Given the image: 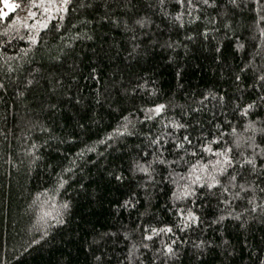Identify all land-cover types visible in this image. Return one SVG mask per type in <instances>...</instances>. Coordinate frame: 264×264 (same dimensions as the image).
<instances>
[{
	"label": "trees",
	"instance_id": "1",
	"mask_svg": "<svg viewBox=\"0 0 264 264\" xmlns=\"http://www.w3.org/2000/svg\"><path fill=\"white\" fill-rule=\"evenodd\" d=\"M92 4L53 20L40 31L39 43L31 46L27 40L11 39L14 31L4 36L12 21L0 20V42L11 40L0 43V82L6 89H0V264H97L93 253L101 257L100 264H128L125 256L133 244L144 264L153 260L162 264L165 258L156 250L163 248L161 240L172 239H177L173 247L178 252L167 264H259L264 260V219L259 212L253 214L255 220L248 218L246 228L228 216L214 223L224 206L215 196L202 197L194 209L199 224L183 231L175 227L180 219L175 208L188 201L174 200L172 194L179 195L177 184L190 182L189 165L197 158L153 165L154 183L135 167L152 159V150L146 147L150 135L189 134L195 143L201 132L208 140L216 136L218 123L223 139L230 141L235 138L232 126L237 135L247 136V121L264 119V103L247 118L237 107L257 99L262 91L248 87L254 83V73L264 69V48L254 47L264 43V37L249 27L254 13L248 8L236 11V36L245 45L237 49L236 36L225 35L223 28L211 31L207 40L199 35L187 40L197 26H174L162 15L157 0H92ZM165 7L173 11L172 5ZM10 15L14 20L27 12ZM203 15L211 18L216 12L206 9ZM144 17L148 23H135ZM218 26L219 18L209 28ZM17 27L21 36L28 33ZM5 58H10L11 71ZM250 60L249 69L241 72ZM208 91L224 100L209 97L201 107L197 101ZM157 103L168 106L165 112L144 119L143 109ZM191 108L200 110L192 113ZM124 116L129 117L127 127L133 134L115 135L114 130L126 123ZM174 120L191 121L192 127L172 129ZM110 134L113 138L107 139ZM165 139L164 147L172 149L174 141ZM219 146L212 144L214 149ZM164 155L169 161L178 159L174 149ZM202 155L204 164L214 159ZM117 175L122 178L117 180ZM125 200L133 206H123ZM247 206L246 201L232 204L236 212ZM165 224L173 226L175 236L143 240L145 225ZM142 240L148 249L140 246ZM201 240L211 242L202 255L194 247Z\"/></svg>",
	"mask_w": 264,
	"mask_h": 264
},
{
	"label": "snow or ice",
	"instance_id": "2",
	"mask_svg": "<svg viewBox=\"0 0 264 264\" xmlns=\"http://www.w3.org/2000/svg\"><path fill=\"white\" fill-rule=\"evenodd\" d=\"M0 20L7 22L11 20L12 23L10 28L3 32L4 36H9L10 31L16 33L11 39L19 38L21 40H27L29 45H36L40 41V31L43 29H48L49 25L53 20H63L65 15L76 11L79 8H91L93 7L92 0H79L78 4H74L73 0H0ZM166 4H170L173 7V11L169 12L165 7ZM157 6L160 8L162 15L170 17L172 24L180 29H185L186 25H196V28H192V35H187L186 39L191 41L195 38V35L203 37L205 40L209 39L211 31H216L219 33L220 29L223 28L228 32H231L236 36L235 27V14L237 10H242L248 8L249 11L254 13L251 25L249 27L255 32H258L260 37H264V0H224V2L218 3V0H157ZM107 7V5H105ZM37 9L38 11H34ZM206 9H213L216 12L215 17H204V12ZM17 10H26L27 16L21 17L16 16L12 20V15L16 13ZM39 15V19L37 16ZM187 17V20H185ZM108 17H102V19H107ZM217 18H219V26L210 29L209 25H215L217 23ZM32 20L33 23L29 24L28 21ZM205 20L207 23H205ZM87 21H85L86 23ZM149 21L146 17L138 19L135 21L136 24L141 26L145 25ZM199 22V23H198ZM17 25H21L23 28L28 30V33L24 36L19 34V28ZM56 27V25H53ZM202 28L203 31L198 29ZM215 37H213L214 39ZM237 49H243L245 47L244 43L240 42L239 37L236 36ZM11 40H5L3 44L10 43ZM175 43V42H173ZM170 48L173 44L168 45ZM256 48H264V43L255 45ZM2 51V49H0ZM217 53L220 52V47L215 48ZM260 52H257L259 55ZM10 58L4 59V65H6L11 71V64H9ZM219 59V56H217ZM252 64L250 60L248 64L243 65L240 68L241 72L249 69V65ZM180 73L177 72V76ZM236 81L241 80L240 75L235 76ZM31 83V81H29ZM249 88L261 89L257 99L252 100L250 103L244 104L239 108L241 117L247 118L249 112L260 106V103H264V69H260L258 73H254V83L248 86ZM0 89H5L3 82H0ZM6 90V89H5ZM132 91H135L133 89ZM23 95V93H21ZM211 97L212 100L223 101L224 97L222 95L218 96L208 91L207 94H202L200 100L197 101L198 104L203 106V101H207ZM53 107H55L53 105ZM168 106L163 103L154 104L153 107L143 109L145 112L144 119L151 120L156 116L161 115L165 112ZM199 108H191L192 113L198 112ZM184 115H189V112L183 113ZM122 119L126 122L121 127L114 130L115 135H123L125 133L131 135L132 132L128 131V123H131L129 117L124 116ZM195 123H199L196 121ZM231 125V122H228ZM171 128L175 130L184 129L188 130L192 127V122L181 123L179 121H171ZM165 128L168 124L164 125ZM216 136L211 140H208L206 135L201 132L198 137L195 138V143L189 134H183L181 136H175L173 132H166L163 135H150L147 141V148H150L152 159L145 161L144 163H137L136 168L138 171L145 173L149 181L155 182V174L157 169L153 165H168L177 164L181 161H185L186 156H191L196 159L194 164L189 165L188 178L189 183H185L182 187L177 184L179 189V195L177 192H173V199H179L188 201L184 206L176 207V215L180 218L179 223L175 227L183 231L186 228H191L193 225H198L200 222V216L194 210L197 206V200L202 197H212L217 198L218 205H223V214L220 215L214 223H219L223 221L226 216L232 217L233 219L240 221V227L246 228L248 224V218L255 220L257 217L253 215L259 212L261 219H264V196L258 197L256 195L257 191L264 193V119L259 116L255 120H248L244 126V132L248 133L247 136L237 135V129L235 126L231 127V133L235 137L232 140H224L225 133L221 131V125L216 124ZM123 129V131L121 130ZM43 131V129H41ZM257 134L260 136V142L257 143ZM165 137L171 138L174 143L172 149H166L164 145L167 143ZM113 138L112 134L107 137V139ZM207 141V142H205ZM223 141V143H221ZM100 143H105V141H100ZM212 144H219L217 148H213ZM185 145L188 147L186 148ZM175 150L177 155V160L169 161L164 155L166 151L171 152ZM94 150V149H87ZM183 153V155H181ZM202 153H208L213 160H209L207 164L202 163L203 155ZM82 154V153H81ZM144 156H148L149 152L144 151ZM65 171H70V169H65ZM226 177V179H222ZM122 177L116 176L117 180ZM168 176L161 175V179H168ZM250 178V179H249ZM184 179V177H181ZM259 181V183L257 182ZM61 184L65 183L61 178ZM199 189V191H198ZM243 194V195H242ZM261 202H257V201ZM236 201H246L247 207H243L242 212H236L232 208V204ZM123 206H133L130 200H125ZM64 207H68L65 203ZM171 233L175 236L173 231V226L165 224L162 227L154 226H144L143 240H152L153 236H160L162 234ZM141 245L143 248L148 249L149 245L143 243ZM177 243V239H172L171 242L166 243L161 240L163 245L162 249H157L156 251L160 253L161 256L165 258L162 264H167V260L177 257L178 250L173 247ZM211 242L201 240L194 245L195 248L200 250L201 255L204 251L208 249ZM224 244H228L224 241ZM138 246L133 244L132 248L128 251L125 256V260L128 264H144L143 260L137 255ZM94 259L97 264H100L101 257L95 256ZM159 258V257H157ZM152 264H155L154 260ZM259 264H264V260L259 261Z\"/></svg>",
	"mask_w": 264,
	"mask_h": 264
},
{
	"label": "rangeland",
	"instance_id": "3",
	"mask_svg": "<svg viewBox=\"0 0 264 264\" xmlns=\"http://www.w3.org/2000/svg\"><path fill=\"white\" fill-rule=\"evenodd\" d=\"M0 7H2V4H0Z\"/></svg>",
	"mask_w": 264,
	"mask_h": 264
}]
</instances>
